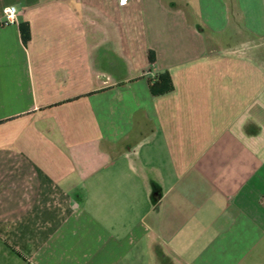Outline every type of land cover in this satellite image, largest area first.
Listing matches in <instances>:
<instances>
[{
  "label": "crops",
  "instance_id": "0c3cea01",
  "mask_svg": "<svg viewBox=\"0 0 264 264\" xmlns=\"http://www.w3.org/2000/svg\"><path fill=\"white\" fill-rule=\"evenodd\" d=\"M0 264H264V0H0Z\"/></svg>",
  "mask_w": 264,
  "mask_h": 264
},
{
  "label": "trees",
  "instance_id": "16d2710c",
  "mask_svg": "<svg viewBox=\"0 0 264 264\" xmlns=\"http://www.w3.org/2000/svg\"><path fill=\"white\" fill-rule=\"evenodd\" d=\"M23 35H24V40L27 42L28 41V37L25 35V30L23 29ZM150 59L151 60H153L154 59V56H153V54H150ZM168 78V76L165 74V73H163V74H161V75H159V79H158V81H156L155 83H154V85L152 86V88H153V90H154V92L156 93V94H160V93H163V92H168V91H171V90H173V85L172 84H170V85H168V86H166V87H160L159 85H160V83L163 81V80H165V79H167ZM158 86H159V88H158Z\"/></svg>",
  "mask_w": 264,
  "mask_h": 264
},
{
  "label": "clouds",
  "instance_id": "9594fccd",
  "mask_svg": "<svg viewBox=\"0 0 264 264\" xmlns=\"http://www.w3.org/2000/svg\"><path fill=\"white\" fill-rule=\"evenodd\" d=\"M121 3H126V0H121ZM4 13L7 16L9 23L16 22V6H6L4 8Z\"/></svg>",
  "mask_w": 264,
  "mask_h": 264
},
{
  "label": "built area",
  "instance_id": "2783aa9c",
  "mask_svg": "<svg viewBox=\"0 0 264 264\" xmlns=\"http://www.w3.org/2000/svg\"><path fill=\"white\" fill-rule=\"evenodd\" d=\"M127 1V0H126ZM8 6H12V5H8ZM15 6V5H14ZM5 8V7H4ZM17 14H18V9H17V7H16V20H17ZM4 16H5V23L6 24H9V21H8V18H7V16L5 15V13H4Z\"/></svg>",
  "mask_w": 264,
  "mask_h": 264
}]
</instances>
